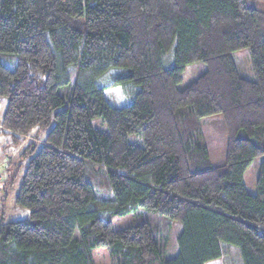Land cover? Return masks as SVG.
<instances>
[{"label": "trees", "instance_id": "16d2710c", "mask_svg": "<svg viewBox=\"0 0 264 264\" xmlns=\"http://www.w3.org/2000/svg\"><path fill=\"white\" fill-rule=\"evenodd\" d=\"M195 61L207 68L179 88ZM110 68L113 84L136 87L128 105L80 82ZM0 97L14 144L48 129L14 195L28 218L6 221L0 196V264H96L101 247L109 264H230V246L235 264H264V0H1ZM218 113L226 145L214 165L201 118ZM127 214L134 224L112 225ZM172 222L181 229L167 258Z\"/></svg>", "mask_w": 264, "mask_h": 264}, {"label": "rangeland", "instance_id": "374dc122", "mask_svg": "<svg viewBox=\"0 0 264 264\" xmlns=\"http://www.w3.org/2000/svg\"><path fill=\"white\" fill-rule=\"evenodd\" d=\"M172 55V48H170V50L163 55L162 61L165 66H171L173 62ZM233 58L234 64L236 65V68L241 75L248 79L254 77L252 64L250 61V53L247 49H238L237 51L233 52ZM10 66L12 65L10 64ZM185 67L186 68L182 74V81L178 84L179 88H183L184 86L192 83L207 68L205 63L200 61H195L191 64H187ZM116 71L117 68H110L108 71H105L104 74L94 78L84 75L80 78V82L92 87L96 86L103 88L104 96L108 100V102L115 108L122 107L128 105L129 102L132 101V96L136 92V87L133 84L126 85L120 82H116V84H113L112 81L114 79V74L116 73ZM73 81V78H71V82ZM6 101V97H0V123L3 113L6 109ZM201 122L202 133H204L208 155H210L214 165H219L224 160V149L226 145V132L223 126L221 114L218 113L214 115H207V117L201 118ZM92 126L95 129H99L101 131H107V127L103 122H101L100 118L95 117V119L92 120ZM2 129L3 128L0 125V164L3 165L2 169L0 170V196L5 192L7 193L3 195L4 198L7 197L4 202L6 216L5 219L6 221H11V219L28 218L29 211L27 208H18L14 205V195L20 186L19 184L23 176L22 173L27 165L28 160L37 152L36 150H38L41 144L44 142L43 137L48 129L40 130V132L38 131V129H35L30 131L29 134L20 135L18 144L13 143L12 134L10 132L6 133ZM130 138L132 139L133 136H130ZM27 144L35 146L34 152L31 151L32 148H30V150L28 148L25 149V147L28 146ZM23 151L29 152V154L22 156ZM260 159L261 157H255L249 163L243 174L244 185L246 186V189L249 193H254L256 189L255 181ZM3 182L5 184H3ZM100 188L98 190H95V193H97L99 199L92 203L93 206L97 207L98 209L104 206L101 194L106 192L105 187ZM135 221L136 218L134 214H127L122 215L121 217H115L112 220V225L117 229H122L123 227L134 224ZM172 223L173 224L169 233L170 236L167 244V250L165 252V256L167 258L172 257L176 254L177 236L181 229V224L179 222ZM230 247V250L227 253V258L225 260L228 259V262L232 261L230 264H235L234 261L237 260L235 254L237 253V256H239L237 248H234L232 246ZM91 253L92 258L96 264H109L107 248H92ZM205 264H223V260L219 258L213 261H208Z\"/></svg>", "mask_w": 264, "mask_h": 264}, {"label": "built area", "instance_id": "2783aa9c", "mask_svg": "<svg viewBox=\"0 0 264 264\" xmlns=\"http://www.w3.org/2000/svg\"><path fill=\"white\" fill-rule=\"evenodd\" d=\"M2 167H3V165L2 164H0V170L2 169ZM1 178V177H0Z\"/></svg>", "mask_w": 264, "mask_h": 264}]
</instances>
